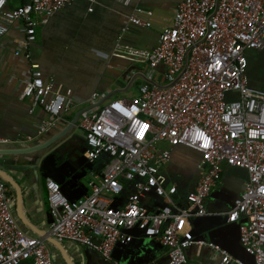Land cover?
<instances>
[{
  "label": "built area",
  "instance_id": "obj_1",
  "mask_svg": "<svg viewBox=\"0 0 264 264\" xmlns=\"http://www.w3.org/2000/svg\"><path fill=\"white\" fill-rule=\"evenodd\" d=\"M74 1L24 0L12 7L10 0H0V40L11 27L19 28L23 35L15 55L23 53L35 41L37 27ZM152 16L140 6L123 16L111 54L151 71L163 67L164 85L145 82L134 99L94 105L81 114L84 157L93 161L105 154L109 160L88 181L90 193L77 199H68L58 182L46 179L48 233L110 260L114 247L126 243L125 231L138 229L167 248L166 264H186L192 244L214 249L223 264H245L213 243L185 240L179 234L183 222L207 215L206 199L225 165L247 174L245 190L226 214L227 222L246 219L239 242L253 264H264V88L250 86L247 75L248 53L264 51V0H182L153 48L123 43L132 26L150 29ZM20 96L29 99V113L41 108L47 114L37 136L64 122L62 116L79 104L69 88L54 93L53 84L37 69L25 80ZM100 99L98 92L90 97L94 104ZM164 144L200 156L201 176L185 206L175 201L176 187L167 185L162 174L170 158ZM123 182L133 191L122 208H115L113 200L124 190ZM150 195L162 202L155 212L142 202ZM0 264H54L45 240L18 226L1 180Z\"/></svg>",
  "mask_w": 264,
  "mask_h": 264
},
{
  "label": "crops",
  "instance_id": "obj_2",
  "mask_svg": "<svg viewBox=\"0 0 264 264\" xmlns=\"http://www.w3.org/2000/svg\"><path fill=\"white\" fill-rule=\"evenodd\" d=\"M22 1L10 0L9 5L15 7ZM181 1L95 0V3L90 4L75 0L55 13L46 24L37 27H42L40 39L43 43L40 42L39 47L31 43L27 50L15 55V47L23 35L16 27H11L0 40V151L8 153L0 155V174L11 182L7 183L1 176L0 180L7 185L12 215L25 234L37 238L49 234L51 219L46 200V179L58 182L68 199H77L90 193L88 181L104 169L109 158L101 155L88 161L84 157L86 145L79 128L81 115L67 133L48 149L28 154H20L21 151L51 141L68 127L78 112L88 110L101 101H105L101 105L114 102L110 98L115 92L130 90L134 85L133 93L127 98L134 99L138 95V87L145 82L164 85L163 73L151 71L143 63L131 61L122 55L111 54L113 43L123 25L122 17L140 6L153 12L151 28L132 26L122 41L141 49L153 48L159 34L170 26ZM63 33L70 36L60 44L57 37ZM74 33L86 36L76 40ZM34 49H40V59L46 69L34 65ZM92 53H99L101 58ZM36 69L42 72L45 81L53 84L54 93H63L69 88L79 101L78 105L62 116L64 122H56L41 136H37V130L47 114L41 108L29 113V99L20 96L25 80ZM253 80L255 85L264 87L262 80L259 79V83L257 77ZM95 92L101 96L97 104L90 101ZM162 146L170 150V158L162 168V174L166 177L167 185L176 187L175 201L185 206L187 194L195 188L201 176L200 156L183 146ZM246 182L244 170L224 165L220 179L206 199L207 215L183 222L180 236L185 240L213 243L234 260L253 264L252 258L239 242V228L246 219L241 217L237 222H226V214L234 200L244 192ZM123 184L124 190L113 200L112 206L115 208H122L133 191L130 183ZM142 202L149 212L157 211L162 204L153 195L143 198ZM125 234L126 243L114 247L110 260L69 240L45 242L54 264L167 263L166 247L145 238L137 229L125 231ZM186 256V264H223L221 255L207 246L192 244L186 250Z\"/></svg>",
  "mask_w": 264,
  "mask_h": 264
},
{
  "label": "rangeland",
  "instance_id": "obj_3",
  "mask_svg": "<svg viewBox=\"0 0 264 264\" xmlns=\"http://www.w3.org/2000/svg\"><path fill=\"white\" fill-rule=\"evenodd\" d=\"M151 23H152V21H151ZM41 28L42 27H39V28L36 29L35 42H33L38 47L40 46V42L43 43L42 39H40V37H41L40 36V29ZM69 36H70V34H65V33L59 34L58 37L56 35H54V37L58 38L59 41H57V42H59L60 44H61V42L67 41ZM85 36L86 35H79V34L74 33V37L76 38V40H80L79 37L82 38V37H85ZM74 37H72V38H74ZM88 38H90V36ZM39 50L40 49H34L33 52H32L33 57L35 59L34 65L37 66L38 68L44 67L46 69V67L44 66L43 61L40 59V51ZM261 53L262 54H259L258 58L256 60L257 65H259L260 67L258 66V68L256 67L254 69L251 68L250 70H248L247 74H248V77L251 80H253V78L257 77L258 79L262 80L263 83H264V65L261 66V63H259V61H261L264 64V51H262ZM92 54H94L98 58H101V55L99 53H92ZM155 72L158 73V74H162V73H164V68L160 67L157 70H155ZM133 91H134V85L131 86L130 90H127V91H124V92H115L113 94L114 96H112L110 98V101H115V100H118V99H127L133 93ZM105 104H107V103H105Z\"/></svg>",
  "mask_w": 264,
  "mask_h": 264
},
{
  "label": "water",
  "instance_id": "obj_4",
  "mask_svg": "<svg viewBox=\"0 0 264 264\" xmlns=\"http://www.w3.org/2000/svg\"><path fill=\"white\" fill-rule=\"evenodd\" d=\"M150 82V81H149ZM153 83V82H152ZM102 102L103 101H101L98 105H101L102 104ZM86 110H84V111H80V112H78L76 115H75V117H74V119L72 120V122L71 123H69V125H68V127L65 129V130H63L58 136H56V137H54L53 139H51V141H49V142H47L46 144H42V145H40V146H37V147H34L33 149H23L22 151H21V153L20 154H28V153H33V152H35V151H39V150H43V149H48L51 145H52V143H54V142H56V141H58L59 139H61L66 133H67V131L76 123V121L78 120V118H79V116L83 113V112H85ZM49 150H51V149H49ZM50 152V151H49ZM1 154H8V153H5V152H3V151H0V155ZM50 154V153H49ZM49 156V155H48ZM0 176L1 177H3V179L7 182V183H10L11 182V180L10 179H8L6 176H2L1 174H0ZM59 186H60V184H59ZM71 200V199H70ZM206 207V206H205ZM233 207V206H232ZM206 216V215H205ZM202 217H204V216H202ZM226 222H227V215H226ZM138 230V229H137ZM138 231H140V230H138ZM140 233H142V231H140ZM142 235L144 236V234L142 233ZM145 237V236H144ZM146 238V237H145ZM42 239H44L45 241H49V242H51V243H53V242H55V240H54V238H52L49 234H43L42 235Z\"/></svg>",
  "mask_w": 264,
  "mask_h": 264
},
{
  "label": "trees",
  "instance_id": "obj_5",
  "mask_svg": "<svg viewBox=\"0 0 264 264\" xmlns=\"http://www.w3.org/2000/svg\"><path fill=\"white\" fill-rule=\"evenodd\" d=\"M259 54H262L261 52H256V51H251V52H249L248 53V67H247V73H248V70H250L251 68H255V66H256V60H257V58H258V55ZM261 62V61H260ZM259 62V63H260ZM262 63V66L264 65L263 64V62H261ZM258 66L259 65H257L256 67L258 68ZM254 80H251L250 78H249V85L250 86H253V87H257V88H264V87H261V86H258V85H255V82H253ZM258 83H259V79H258V81H257ZM102 155H105V154H102Z\"/></svg>",
  "mask_w": 264,
  "mask_h": 264
},
{
  "label": "flooded vegetation",
  "instance_id": "obj_6",
  "mask_svg": "<svg viewBox=\"0 0 264 264\" xmlns=\"http://www.w3.org/2000/svg\"><path fill=\"white\" fill-rule=\"evenodd\" d=\"M262 66V65H261Z\"/></svg>",
  "mask_w": 264,
  "mask_h": 264
}]
</instances>
